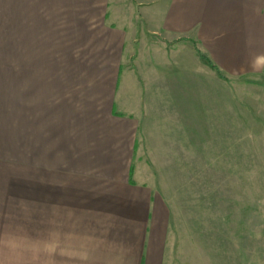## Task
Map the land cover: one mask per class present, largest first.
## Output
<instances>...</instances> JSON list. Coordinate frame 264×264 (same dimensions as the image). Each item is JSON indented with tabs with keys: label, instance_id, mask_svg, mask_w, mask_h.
<instances>
[{
	"label": "crops",
	"instance_id": "crops-1",
	"mask_svg": "<svg viewBox=\"0 0 264 264\" xmlns=\"http://www.w3.org/2000/svg\"><path fill=\"white\" fill-rule=\"evenodd\" d=\"M135 6L138 23L109 21ZM148 35L184 38L171 51L186 54L264 44V0H0V264L49 248L54 264H168V209L135 165L140 94L162 88ZM126 69L133 106L118 97Z\"/></svg>",
	"mask_w": 264,
	"mask_h": 264
},
{
	"label": "rangeland",
	"instance_id": "rangeland-1",
	"mask_svg": "<svg viewBox=\"0 0 264 264\" xmlns=\"http://www.w3.org/2000/svg\"><path fill=\"white\" fill-rule=\"evenodd\" d=\"M110 13L117 25L138 23V6ZM183 39L148 35L147 50L161 49L149 82L162 88L140 94L148 95L150 114L141 120L135 155L168 209L167 262L264 264V71L250 66L264 44L198 42L187 44L189 55L171 51ZM195 46L224 78L197 58ZM132 75L123 71L118 91L131 106L138 94Z\"/></svg>",
	"mask_w": 264,
	"mask_h": 264
},
{
	"label": "clouds",
	"instance_id": "clouds-1",
	"mask_svg": "<svg viewBox=\"0 0 264 264\" xmlns=\"http://www.w3.org/2000/svg\"><path fill=\"white\" fill-rule=\"evenodd\" d=\"M254 71H264V55L256 56L250 64ZM58 255L55 248H49L38 253L36 259L31 264H54L55 257Z\"/></svg>",
	"mask_w": 264,
	"mask_h": 264
},
{
	"label": "trees",
	"instance_id": "trees-1",
	"mask_svg": "<svg viewBox=\"0 0 264 264\" xmlns=\"http://www.w3.org/2000/svg\"><path fill=\"white\" fill-rule=\"evenodd\" d=\"M195 51L197 52L200 59L207 61V63L210 65L212 69L215 70V72L219 75V77L224 78L223 75L220 73L219 68L214 63L210 62L208 58H206L204 54L196 46H195Z\"/></svg>",
	"mask_w": 264,
	"mask_h": 264
}]
</instances>
